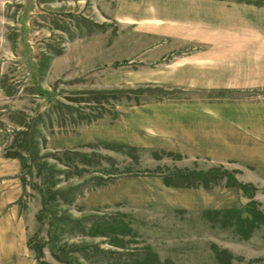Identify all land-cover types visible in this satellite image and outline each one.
Returning a JSON list of instances; mask_svg holds the SVG:
<instances>
[{"label": "rangeland", "instance_id": "374dc122", "mask_svg": "<svg viewBox=\"0 0 264 264\" xmlns=\"http://www.w3.org/2000/svg\"><path fill=\"white\" fill-rule=\"evenodd\" d=\"M180 103H264V0H0V264H264V153L132 144Z\"/></svg>", "mask_w": 264, "mask_h": 264}, {"label": "crops", "instance_id": "0c3cea01", "mask_svg": "<svg viewBox=\"0 0 264 264\" xmlns=\"http://www.w3.org/2000/svg\"><path fill=\"white\" fill-rule=\"evenodd\" d=\"M165 15L161 13L159 17L170 18ZM192 106L195 109L197 107L192 103H180L178 106L167 108L157 118L162 123L151 127L141 125L138 128V131L144 133L157 130L160 136L158 135L155 141L138 139L132 144L141 147L154 146L164 152H173L187 157L220 156V152L264 153V103L237 105L235 115L229 114V108L225 106L222 107L223 111L220 115H213V112L208 111L213 108L210 104L199 106L202 107L199 113L192 111ZM237 125L243 127H237ZM247 125L252 130L251 136L228 138L229 134H235L236 131L246 133ZM99 134L97 128H93L90 136L85 139V130H81L76 141L70 140L64 148L78 147L86 141H100ZM255 163L264 164V155H255ZM19 173L20 163L15 159H7L0 165V237L3 236L8 225L16 228L18 232L20 230V217L18 213H15L16 202L21 194ZM6 206H11L10 212L5 211ZM0 245L4 243L0 242Z\"/></svg>", "mask_w": 264, "mask_h": 264}, {"label": "trees", "instance_id": "16d2710c", "mask_svg": "<svg viewBox=\"0 0 264 264\" xmlns=\"http://www.w3.org/2000/svg\"><path fill=\"white\" fill-rule=\"evenodd\" d=\"M200 183H201V181H200ZM234 183L242 190V191H245V189H246V186L245 185H243V184H239L238 182H237V180H235L234 181ZM165 184L167 185V186H170V185H172V184H168V182H165ZM193 186H196V184H192V182H190V183H188V182H184L183 184H180V185H176L175 187H193ZM205 187H207V186H205ZM252 195V194H251ZM251 195H250V197H251ZM249 197V198H250ZM207 213V212H206ZM243 220H240V219H238V224L239 223H241ZM224 253V252H223ZM216 259L217 260H219L220 259V253L219 252H216ZM251 264V263H250Z\"/></svg>", "mask_w": 264, "mask_h": 264}]
</instances>
